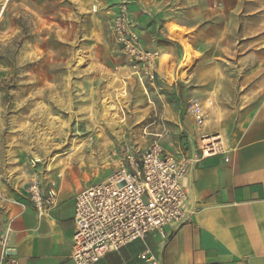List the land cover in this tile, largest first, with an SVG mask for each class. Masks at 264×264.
<instances>
[{
    "label": "rangeland",
    "instance_id": "1",
    "mask_svg": "<svg viewBox=\"0 0 264 264\" xmlns=\"http://www.w3.org/2000/svg\"><path fill=\"white\" fill-rule=\"evenodd\" d=\"M121 12L135 31L156 24L138 33L159 53L153 86L118 51ZM263 95L264 0H0V224L32 174L75 198L162 130L185 141L193 101H213L199 136L226 148L235 112Z\"/></svg>",
    "mask_w": 264,
    "mask_h": 264
},
{
    "label": "crops",
    "instance_id": "2",
    "mask_svg": "<svg viewBox=\"0 0 264 264\" xmlns=\"http://www.w3.org/2000/svg\"><path fill=\"white\" fill-rule=\"evenodd\" d=\"M143 27L136 33L153 38L150 32L157 31L156 24L146 19ZM155 40L151 48L164 50ZM259 100L260 104H245L235 112L224 154L191 167L188 205L196 213L183 224H172L106 254L96 264H140L138 256L145 248L161 264H264V95ZM192 134L189 121L185 141L172 142L168 134L163 146L172 154L182 144L189 148ZM190 142L194 147L193 139ZM40 177L43 192L49 189L45 180L52 179L56 205L46 216H38L26 198L20 210L0 224V261L4 254L10 264H74L70 259L74 196L59 194L51 176Z\"/></svg>",
    "mask_w": 264,
    "mask_h": 264
},
{
    "label": "built area",
    "instance_id": "3",
    "mask_svg": "<svg viewBox=\"0 0 264 264\" xmlns=\"http://www.w3.org/2000/svg\"><path fill=\"white\" fill-rule=\"evenodd\" d=\"M111 31L120 55L131 64L134 75L140 82L153 86L154 64L159 53L143 48L124 12L113 17ZM212 106L211 100L205 101L204 106L193 101L186 109L185 116L193 132L187 139L189 148L182 144L177 152H167L162 142L168 134L162 130L139 155L126 150L107 179L75 196L70 253L74 264H96L106 254L142 240L147 234L162 232L172 224H183L196 213L197 210L188 205L191 167L204 158L225 153L219 134L199 136L207 110ZM51 180H45L49 187L46 192L36 173L27 184L28 204L38 216H46L56 205ZM138 259L140 264H161L160 258L149 248H145ZM0 264H10L4 254Z\"/></svg>",
    "mask_w": 264,
    "mask_h": 264
},
{
    "label": "bare ground",
    "instance_id": "4",
    "mask_svg": "<svg viewBox=\"0 0 264 264\" xmlns=\"http://www.w3.org/2000/svg\"><path fill=\"white\" fill-rule=\"evenodd\" d=\"M177 38V37H176ZM179 41H180V43H181V45H183V49H184V51L187 53V51H188V48L183 44V41L180 39V38H177ZM184 52V53H185ZM186 57V56H185Z\"/></svg>",
    "mask_w": 264,
    "mask_h": 264
},
{
    "label": "water",
    "instance_id": "5",
    "mask_svg": "<svg viewBox=\"0 0 264 264\" xmlns=\"http://www.w3.org/2000/svg\"><path fill=\"white\" fill-rule=\"evenodd\" d=\"M7 254H9V252H7Z\"/></svg>",
    "mask_w": 264,
    "mask_h": 264
}]
</instances>
